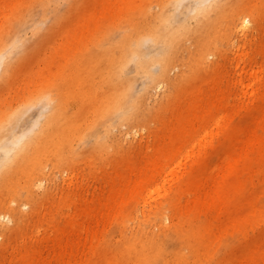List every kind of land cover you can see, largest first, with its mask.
Wrapping results in <instances>:
<instances>
[{"label": "rangeland", "instance_id": "rangeland-1", "mask_svg": "<svg viewBox=\"0 0 264 264\" xmlns=\"http://www.w3.org/2000/svg\"><path fill=\"white\" fill-rule=\"evenodd\" d=\"M163 2L0 0V123L65 109L60 145L0 184V264H264V0H214L209 24L185 0L175 48L143 46L167 78L129 61L137 114L105 121L110 53Z\"/></svg>", "mask_w": 264, "mask_h": 264}, {"label": "bare ground", "instance_id": "bare-ground-1", "mask_svg": "<svg viewBox=\"0 0 264 264\" xmlns=\"http://www.w3.org/2000/svg\"><path fill=\"white\" fill-rule=\"evenodd\" d=\"M184 1L170 0V3L167 4L163 2L159 12L152 16L150 15L151 19L148 16V12H145L142 19L139 18L130 25L132 26L130 30L123 27V44L119 46L118 52H114L112 49L109 67L104 75L106 81L109 80L111 85H117L116 91L109 94L111 99L106 103V122L110 120L108 117L113 109V112L119 114L123 120L134 118L137 114V100L133 97L131 85L130 88L124 87L125 82L133 81L126 73L125 67L129 61L134 60L137 72L148 75L152 82H155L157 79L167 78L170 64L173 61V54L168 51V53L154 57L146 56L143 46L146 41L151 40L153 42L163 41L171 50L175 48L178 43L177 40L181 36L180 28L185 25L184 23L177 24L175 22V12L177 13L180 10L181 4ZM202 3L197 8V16L208 23V14L214 9L216 3L214 0H202ZM248 22L249 19H244L243 24ZM109 37L111 40H114V33H111ZM111 44V47H114L116 43L112 42ZM156 65L161 67L158 73L154 71ZM5 70L7 72V68ZM5 70L1 71L0 69V73H5ZM130 96L131 102L127 103ZM57 104L53 106L51 115L46 117L44 122L39 123L36 119L21 135H15L11 126L4 127L0 123V152L2 153L0 184L8 180L6 178L14 167H17L21 171L23 170L22 160L27 159L30 162H36L41 154L48 152L52 144L60 145L59 137L57 138L56 134L54 135L47 131L51 127L52 120H58V122L64 121V117L61 115V112L65 111L64 104L62 101ZM99 131V125H96L94 131L90 134L97 135ZM37 169V164H35L29 175L33 177ZM208 197L212 202L219 203L222 194L220 191H215ZM12 212L13 216L16 217L17 211L13 210ZM2 229L3 227L0 225V233Z\"/></svg>", "mask_w": 264, "mask_h": 264}]
</instances>
